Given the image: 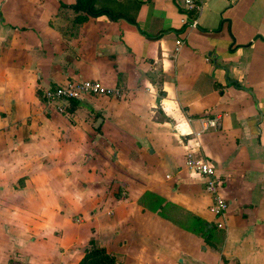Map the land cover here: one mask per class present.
<instances>
[{
    "label": "crops",
    "instance_id": "crops-1",
    "mask_svg": "<svg viewBox=\"0 0 264 264\" xmlns=\"http://www.w3.org/2000/svg\"><path fill=\"white\" fill-rule=\"evenodd\" d=\"M88 1L0 0V264H81L91 240L117 264H264V0ZM69 80L124 94L59 112L42 91ZM188 150L224 179L223 228Z\"/></svg>",
    "mask_w": 264,
    "mask_h": 264
},
{
    "label": "built area",
    "instance_id": "built-area-1",
    "mask_svg": "<svg viewBox=\"0 0 264 264\" xmlns=\"http://www.w3.org/2000/svg\"><path fill=\"white\" fill-rule=\"evenodd\" d=\"M228 1L231 4H235L238 0ZM202 2L203 0H183V6L188 12L198 13L201 9ZM179 21L189 27L197 26V19L195 17L188 18L185 14L180 17ZM175 44L177 45V51L178 45L181 44L180 39H177ZM123 94L124 92L121 88L107 87L98 80H69L65 84L44 88L42 91V96L45 101L53 105L59 112L66 111L69 101L83 100L89 95L122 97ZM217 126V117H202L200 118V129L194 131L193 134L198 138L203 132L217 128ZM185 166L190 172L199 175L204 180L205 191L211 196L208 209L217 217V227L223 228L224 222L222 219L228 209V201L222 194L224 179L216 171L212 162L197 155L194 150L187 151L185 155Z\"/></svg>",
    "mask_w": 264,
    "mask_h": 264
},
{
    "label": "trees",
    "instance_id": "trees-1",
    "mask_svg": "<svg viewBox=\"0 0 264 264\" xmlns=\"http://www.w3.org/2000/svg\"><path fill=\"white\" fill-rule=\"evenodd\" d=\"M88 4V0H81V4L78 7L86 8ZM80 19L81 17H76L77 21H79ZM81 264H114V262L113 259L106 253L103 247L96 246L91 240L90 247L86 250L85 255L81 259Z\"/></svg>",
    "mask_w": 264,
    "mask_h": 264
}]
</instances>
